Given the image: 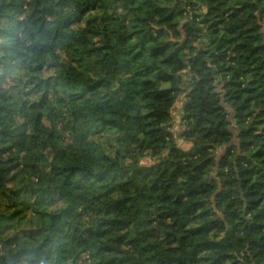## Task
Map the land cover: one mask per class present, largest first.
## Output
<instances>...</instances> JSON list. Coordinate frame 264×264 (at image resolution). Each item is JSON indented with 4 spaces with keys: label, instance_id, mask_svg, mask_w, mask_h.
<instances>
[{
    "label": "trees",
    "instance_id": "16d2710c",
    "mask_svg": "<svg viewBox=\"0 0 264 264\" xmlns=\"http://www.w3.org/2000/svg\"><path fill=\"white\" fill-rule=\"evenodd\" d=\"M0 264H264V0H0Z\"/></svg>",
    "mask_w": 264,
    "mask_h": 264
},
{
    "label": "rangeland",
    "instance_id": "374dc122",
    "mask_svg": "<svg viewBox=\"0 0 264 264\" xmlns=\"http://www.w3.org/2000/svg\"><path fill=\"white\" fill-rule=\"evenodd\" d=\"M180 117H181V112H179V111H175V120H176V122H175V124L173 125V127H172V130L175 132V131H178L179 130V128H181V125H180ZM177 141L179 142V143H181L182 142V140L181 139H177Z\"/></svg>",
    "mask_w": 264,
    "mask_h": 264
},
{
    "label": "built area",
    "instance_id": "2783aa9c",
    "mask_svg": "<svg viewBox=\"0 0 264 264\" xmlns=\"http://www.w3.org/2000/svg\"><path fill=\"white\" fill-rule=\"evenodd\" d=\"M175 111H179V109L175 110ZM175 111L173 112V115L175 116ZM180 123V122H179Z\"/></svg>",
    "mask_w": 264,
    "mask_h": 264
}]
</instances>
